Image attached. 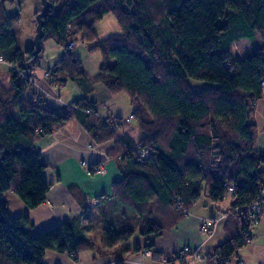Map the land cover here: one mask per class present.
I'll use <instances>...</instances> for the list:
<instances>
[{
	"label": "trees",
	"instance_id": "16d2710c",
	"mask_svg": "<svg viewBox=\"0 0 264 264\" xmlns=\"http://www.w3.org/2000/svg\"><path fill=\"white\" fill-rule=\"evenodd\" d=\"M4 1L0 56L9 65V79L0 77V264H42L48 250L74 261L81 251L95 252L92 259L114 255L116 246L136 234L158 237L172 230L201 199L221 203L228 187L233 212L260 198L264 151L256 147L252 116L264 74V0H47L44 38L63 49L45 70L47 83L56 87L69 81L83 92L56 107L31 85L41 51L20 48L19 10L7 11ZM107 14L121 32L99 40L94 26ZM76 37L93 42L87 51L100 55L91 77L72 52ZM243 39L254 51L238 59L230 48ZM188 79L212 85L195 90ZM93 81L110 95L127 96L142 133L136 144L116 139L108 156L118 157L122 177L109 194L93 199L96 210L115 216L99 229L97 241L83 225L90 211L87 198L70 186L79 214L33 234L29 217L12 216L3 194L12 191L29 209L45 201L46 163L34 145L68 121L76 119L97 143L113 137L110 121L118 124L122 118L97 114V103L87 96ZM141 153L148 158L140 160ZM224 219L229 234L204 252L208 263L231 264L246 245L242 215L228 212ZM162 256L184 263L177 254H152ZM114 264L125 263L116 256Z\"/></svg>",
	"mask_w": 264,
	"mask_h": 264
},
{
	"label": "crops",
	"instance_id": "0c3cea01",
	"mask_svg": "<svg viewBox=\"0 0 264 264\" xmlns=\"http://www.w3.org/2000/svg\"><path fill=\"white\" fill-rule=\"evenodd\" d=\"M30 41L31 33H28L25 37L24 46L19 45L20 48L25 50L31 47ZM241 41L244 43L237 44ZM234 44H237L236 47H242L239 52L248 51L249 42L247 40L243 39ZM54 64L55 62L47 68L40 66L39 69L32 71L31 85L34 87L36 94L43 93L47 103L55 107L82 97L83 92L69 81L56 86L54 91L51 89L52 86L47 83L44 74L45 70L50 69ZM8 66L7 64H0V77L6 82L9 79ZM97 68L93 67L90 71L84 70L91 77L97 72ZM16 80L19 83L21 76ZM92 86L93 88L87 96L97 103L95 105L97 114L102 118H122L118 124H115V121H110L113 137L108 141L97 143L76 119L68 121L53 134L38 140L34 145V148L41 154L46 163L44 177L49 187L45 201L36 208L29 209L12 191L3 194V202L12 216L27 215L29 217L33 224L31 229L33 234L79 214L80 208L69 189L70 186H74L87 198L90 211L83 220L86 233L89 235L94 232L97 233L98 228L100 229L115 216V214L108 215L105 211L96 210L93 199L102 192L109 194L112 183L119 181L122 177L118 157L108 156L115 145L116 139L125 137L131 144H136L142 133L138 129L135 120H133L134 118H132L133 108L128 100H125V103L127 106L129 105V111L124 110L125 114H122L125 105L116 104L118 99L115 97L118 94L110 95L103 85L96 81ZM252 122L257 128L256 147L264 151V91L256 100ZM121 166L124 168L122 163ZM198 204H200L199 210L193 209L191 211L192 207L189 213L185 214L172 230L162 231L158 237H141L136 234L128 242L116 246L114 255H104L92 259L95 252L81 251L77 254V261H74L67 254L48 250L44 255L42 264H114L116 256L122 259L125 264H164L163 260L166 257L153 258V252L157 255L169 256L177 254L186 245H201L204 253L209 247L226 239L229 233L226 231L225 226L231 227V225L227 224L226 219L221 220L217 227L218 233H214L206 240L204 234L200 231V220L202 217L217 216L221 203L213 205L200 200L196 205ZM134 246H138L140 249L135 251ZM146 252H149V254H146ZM236 254L237 256L231 264H237L239 258H242L243 262L239 261L238 264H264V257L262 258L264 254V215L255 224L254 239L251 243L240 248ZM188 258L186 257V261ZM172 264L181 263L176 261ZM192 264L214 263L204 261L193 262Z\"/></svg>",
	"mask_w": 264,
	"mask_h": 264
},
{
	"label": "rangeland",
	"instance_id": "374dc122",
	"mask_svg": "<svg viewBox=\"0 0 264 264\" xmlns=\"http://www.w3.org/2000/svg\"><path fill=\"white\" fill-rule=\"evenodd\" d=\"M4 7L7 11H10L12 9H18L19 10V19H18V22L16 24V31H15L18 44L21 47H23L25 44L26 35H28V33H31L30 45L32 46V39H33L34 34H35V25H36L35 14H36V12L40 11L41 7H42L40 0H5L4 1ZM94 30H95V33H96L99 40H102V39L108 37L109 35L119 34L121 32L119 25L116 22L115 17L111 14L105 15L100 21H98L94 26ZM76 39L77 40L75 42L74 47L72 48V52H74V54L80 59L83 68L87 71H90L93 67H98V65L100 64V61H101L100 55L98 53L89 54V52L87 51L89 46H92L93 42L92 43L81 42L78 40L77 37H76ZM240 43H244V42L241 41V42H238L237 44H240ZM237 44H234L230 48V52L232 53V55L235 58L242 59L246 56L251 55L252 54L251 52L254 51L253 48H251L250 50H248L246 52H239V49H241L242 47H240V46L236 47L235 45H237ZM41 46H42V48H41L42 49L41 50V59L39 62L41 67H46V68L50 67L63 54V49L51 38H44L43 37V39L41 40ZM188 82L191 85V87L195 90H200L204 87H208V86L212 85L211 83L206 82V81H199V80H192V79H188ZM51 89L54 91V90H56V87L52 86ZM115 98L118 99V100H116V104H120L121 106L125 105V107L123 106V111L121 113L125 114L126 110H127L126 112H128L129 111V105L127 106L125 103V100L126 101L128 100L127 96L124 93H119L118 95H116ZM119 108H120V106H119ZM201 200H203V199H201ZM229 200L230 199L224 200L221 202L217 216L202 217L201 218L200 226H201L202 221L210 223L209 225L205 226L206 232L202 233V234H204L206 240H208L211 236H213L214 233H218L217 227L219 226V222H220L219 217L220 216L225 217V215L228 212L235 215V212L230 210ZM199 206H200V204L195 205L191 211H193V209L199 210ZM188 213L189 212H187V214ZM205 214H207V213H205ZM261 216H262V214L259 216V218ZM222 219L223 218H221V220ZM99 236H100V233H99V228H98V232L97 233L94 232L92 234V237L98 241ZM253 239H254V234H253L251 240L247 242V244L251 243V241ZM119 245H123V243L119 244ZM191 247H194V246H191ZM197 247L200 250V253H199L200 257L198 256L197 257L198 259H195L193 262H204V261H206L205 257H203L204 254H203V250L201 248V245L197 246ZM261 251H262V249H261ZM115 252H116V248H115ZM263 257H264V254H263L262 258ZM239 260H242V258H240ZM187 261L184 259L183 264H186ZM163 262H164V260H163ZM242 262H243V260H242ZM246 264H248V263H246Z\"/></svg>",
	"mask_w": 264,
	"mask_h": 264
},
{
	"label": "built area",
	"instance_id": "2783aa9c",
	"mask_svg": "<svg viewBox=\"0 0 264 264\" xmlns=\"http://www.w3.org/2000/svg\"><path fill=\"white\" fill-rule=\"evenodd\" d=\"M69 46H72L73 43L70 41L68 43ZM0 62L3 63L2 61V57L0 56ZM260 88H261V92L264 91V74L261 76L260 78ZM148 154L147 153H141L140 154V160H145L146 158H148ZM232 193H233V189L232 187H228L226 192L223 194L222 196V199L223 201L224 200H229V204L231 203L232 201ZM235 214H240L242 215V218H243V221H244V225L247 226V233H248V236H243V238L241 239L242 242L246 243L248 241L251 240L252 236H253V231H254V224H255V220L254 218H259V216L264 212V178H263V187L261 189V194H260V198H258L257 200H255L251 205H249L248 207H244L241 211H239L238 209H235L234 210ZM225 215V214H224ZM226 216V215H225ZM220 220L221 218H224L223 216H220L219 217ZM219 220V221H220ZM218 221V220H217ZM210 223L208 222H203L201 223V226H200V231L202 233L206 232V229H205V226L206 225H209ZM200 250L198 247H189V246H185L183 247L179 252H178V255L183 258V257H186L187 255H189L191 258L190 260H188L186 262V264H192V262L195 260V259H198L197 257L199 256L200 257ZM146 254H149V252H146ZM203 258V257H202ZM200 260V259H199ZM164 264H170V263H167L165 260H164Z\"/></svg>",
	"mask_w": 264,
	"mask_h": 264
},
{
	"label": "water",
	"instance_id": "95a60500",
	"mask_svg": "<svg viewBox=\"0 0 264 264\" xmlns=\"http://www.w3.org/2000/svg\"><path fill=\"white\" fill-rule=\"evenodd\" d=\"M41 10L35 15V34L32 39L33 54H38L41 51V40L44 37L43 31V19L48 15L50 9V3L47 0H40Z\"/></svg>",
	"mask_w": 264,
	"mask_h": 264
}]
</instances>
